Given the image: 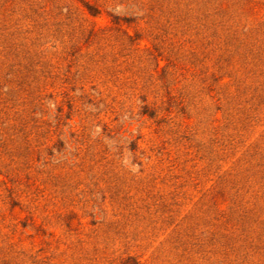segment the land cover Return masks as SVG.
Segmentation results:
<instances>
[{
    "label": "rangeland",
    "instance_id": "obj_1",
    "mask_svg": "<svg viewBox=\"0 0 264 264\" xmlns=\"http://www.w3.org/2000/svg\"><path fill=\"white\" fill-rule=\"evenodd\" d=\"M0 264H264V0H0Z\"/></svg>",
    "mask_w": 264,
    "mask_h": 264
}]
</instances>
